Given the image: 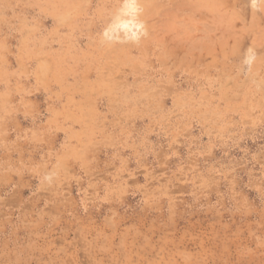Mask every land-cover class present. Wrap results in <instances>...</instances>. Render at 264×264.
<instances>
[{
  "label": "rangeland",
  "instance_id": "obj_1",
  "mask_svg": "<svg viewBox=\"0 0 264 264\" xmlns=\"http://www.w3.org/2000/svg\"><path fill=\"white\" fill-rule=\"evenodd\" d=\"M0 264H264V0H0Z\"/></svg>",
  "mask_w": 264,
  "mask_h": 264
}]
</instances>
